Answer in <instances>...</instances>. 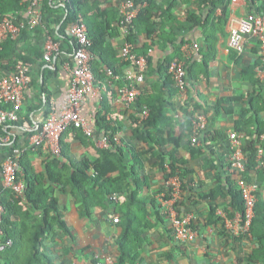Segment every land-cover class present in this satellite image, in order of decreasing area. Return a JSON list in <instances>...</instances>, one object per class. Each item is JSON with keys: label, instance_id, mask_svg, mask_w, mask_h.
Instances as JSON below:
<instances>
[{"label": "crops", "instance_id": "obj_1", "mask_svg": "<svg viewBox=\"0 0 264 264\" xmlns=\"http://www.w3.org/2000/svg\"><path fill=\"white\" fill-rule=\"evenodd\" d=\"M24 8L14 14L17 18H29V2H23ZM45 21L41 25L45 32L50 31L55 38L62 36L61 52L55 54L51 62L44 59L45 55V34H32L20 43V51L24 54L25 61L31 65V82L26 90V98L23 105L21 119L7 125L4 131L6 141H0V194H8L9 201H17L14 206L18 208L19 216H14L10 223L12 228L17 229V233H22V238L15 234L11 237L14 240V249L19 244L21 250L30 249L33 246V233L37 230L38 224L33 222L32 218L42 217L43 212L32 202H28L25 197H19L16 194H10L4 184L3 164L14 147L19 146L26 149L20 159V172L23 175L22 180L27 177L26 170L38 176V187H52L53 183L44 175L45 163L55 158L46 146L33 149L29 148L30 138L46 119L47 115L54 110L57 115L68 107L70 100V91L72 87L71 67L74 64V43L67 36L70 26L63 28L67 19L69 10L66 9L62 0H43L41 4ZM186 7L183 5L180 12L185 13ZM117 0H88V5L84 7V14L96 17L101 12L108 15L105 19L113 21L118 17ZM250 8L247 0H231L229 3V22L227 25L228 36L219 35L216 54L210 62V72L206 76L202 74L201 68H194V78L190 77L189 102L193 107L201 106L202 111L208 118L207 128L201 134L200 148L203 151L192 157L189 151V124L177 97V103L173 106V98L167 91L164 79L157 72L149 75L148 73V92L149 94L161 93L167 106V115L172 120L175 130L178 134H185L181 147L178 148V157L187 162L184 168L190 170L185 177V198L182 206V214H193L196 230L199 236L195 241L188 244H182L174 241L172 227L165 216V221L156 222L154 219L156 209L148 207L152 214L153 227L148 230L153 233L152 239H148L143 253V262L140 264H239L240 261L250 253L255 243L250 236H237L233 231L222 224L209 223V204L203 197L215 186L219 185L217 175L225 177V172L229 168L230 149L224 147L216 140L215 132L225 131L229 134L234 130L235 121L239 118V111L244 106L247 96L254 88L249 82L241 78V70L246 63L254 62L258 56L253 52L254 48L246 50L243 63L237 64L231 56L230 33L233 28L239 26L241 20L249 13ZM219 14L222 9L219 8ZM104 21V20H102ZM182 36L190 43L199 42L202 46V29L182 30ZM159 38L155 35L152 38L143 34L140 36L139 45L150 44L153 40ZM105 39L110 53L115 52L119 59L117 65L121 70L125 66L120 62V52L124 43L123 35L117 31L108 33ZM69 41V43H68ZM168 52V51H167ZM166 51L154 47L150 50L153 59V66L165 57ZM264 56V51L261 52ZM185 54V53H184ZM200 58L199 53L194 59ZM115 63V62H114ZM105 69V67H102ZM6 68L0 67V76L7 73ZM257 74L264 83V65L257 68ZM104 88L96 97H87L82 106V115L91 123L92 135L82 132H71L64 138L65 155L61 156L62 163L71 167L74 172L76 165L86 163L91 169L93 163L99 157L103 148L100 142L106 136L104 128L99 126L101 115L107 114L108 119L117 126V136L122 143L119 146L127 153V162L134 163V156L137 158V169L141 176L149 180V187H145L140 192V197L154 198L157 201V195L164 188V173L159 166L158 153L163 150L167 153L174 152V145L168 144L163 149L146 144L143 140H133V128L131 122V113L135 112V107H125L118 98V95L109 89L105 83H97ZM228 97L242 98L235 102V114L229 115L224 109L216 108L217 104ZM227 107H230L228 105ZM264 120V113L261 115ZM134 143V144H131ZM132 145L134 153L128 149ZM169 156V155H168ZM167 164L170 162L166 158ZM166 164V165H167ZM27 170V171H28ZM118 175L113 176V180L105 185L115 189L117 186ZM262 185V196L264 197V182ZM41 190V189H40ZM37 191L36 195L39 194ZM139 190V188H138ZM112 195V193H111ZM110 195V196H111ZM56 198L58 201L57 211L61 213L63 219L68 223L75 240L64 234L63 230L54 226V229L46 236L42 237L44 244L42 249L48 251V254L57 264H95L98 259L105 260L107 257H113L117 251L115 236L121 232V228L115 224L111 218L115 214V207L108 202V199L93 206L88 210V215L81 210L76 189L70 184L54 187V192L48 195L47 199ZM110 198V197H109ZM230 197L220 198V212L226 213L231 210L229 205ZM185 204V205H184ZM237 212L235 214L238 215ZM7 215V212H6ZM56 215L55 210L51 216ZM234 216V217H235ZM233 217V218H234ZM18 224V225H16ZM12 229V230H13ZM24 233V235H23ZM146 236H148L146 234ZM237 237V238H236ZM148 238V237H147ZM156 244L157 248H152ZM8 251V256L0 259L3 264H27L25 251L20 254ZM159 252V253H158Z\"/></svg>", "mask_w": 264, "mask_h": 264}, {"label": "trees", "instance_id": "obj_2", "mask_svg": "<svg viewBox=\"0 0 264 264\" xmlns=\"http://www.w3.org/2000/svg\"><path fill=\"white\" fill-rule=\"evenodd\" d=\"M69 10L67 19L63 28L70 26L77 20L85 22L89 28L90 37L93 40L91 48L94 59L93 69L96 75L97 83H105L109 89H112L118 96L119 90L124 85L123 81H109L107 78V70L110 69L115 73H122L124 70L119 68L117 63L119 59L116 58L115 52L110 54L107 45H105V37L108 33L114 31L120 32L122 23V16L120 12L121 2L117 0L118 17L113 21L105 18L108 15L99 13L98 16H87L84 14V7L88 5V0H62ZM139 6L140 11L133 24L130 26V32L126 40L134 45V52L139 56H145L148 59L147 84L143 93L139 96L135 107V112L131 113V122L133 128V140H143L146 144L156 146L158 149H163L166 145H174V152L167 153L159 150L158 155L159 166L164 173V179L167 181L171 176H180L182 179L183 191L185 192V177L190 170L184 168L186 161L178 157V148L182 145V140L185 134H178L172 120L167 115V106L165 100L161 97L162 94H149L148 92V73H158L163 77L165 87L173 98V106L177 103L179 96V89L175 84L174 77L170 72L171 64L176 59L184 58L183 46L190 43L182 36V30H194L195 28L202 29V46L200 45V58L192 59L189 64V75L194 78V68L199 66L202 74L208 76L210 70V62L212 57L216 54L217 44L219 42V35L228 36L227 25L229 22V3L231 0H134ZM24 0H0V23L7 16H12L24 8ZM250 11L264 13V0H247ZM183 5L186 7L185 13L180 12ZM219 8L222 13L219 14ZM104 20V21H102ZM42 26L35 29L26 28L23 30L21 38H8L3 47L0 48V67L6 68L8 72H12L19 62L25 61L24 54L20 51V43L22 39L35 34H51L50 31L45 32ZM146 34L152 38L159 35V38L153 40L150 44L139 45L140 36ZM76 46L75 40L71 36H67ZM60 43L64 39L56 38ZM69 43V41H68ZM62 45V44H61ZM254 48L253 52L258 56L254 62H249L244 65L241 70V78L249 82L254 88L247 96L244 106L240 109L239 118L235 121L234 131L244 136V151L248 158L247 170L244 177L248 181H257L260 184L259 201L256 206V216L252 222L249 233L245 236H250L254 241V249L248 253L239 264H264V197L262 196V185L264 182V168H259L258 155L259 149H264V141L261 140V135L264 133V120L262 114L264 113V83L257 74V68L264 65L263 51L259 42L251 39L246 46V50ZM158 47L164 51H168L164 58H162L156 67L153 66V59L150 55V50ZM244 52V53H245ZM244 53H239L231 49V56L237 64L243 63ZM115 62V63H114ZM120 62L124 65L121 56ZM105 67V69H102ZM190 89V86H189ZM242 99V98H241ZM238 97H228L221 100L216 108L224 109L229 115L235 114V102L241 100ZM230 105V107H227ZM3 105L0 102V107ZM148 108L150 115L146 120H141L143 111ZM189 124V151L192 157L200 154L203 149L201 145H193L191 139L192 123L196 111H202L201 106L193 107L190 102L187 107H183ZM48 116V115H47ZM99 126L104 128L106 135L113 144V148L99 150V157L93 163L91 169L86 163L76 165L75 171H71V167L67 164H61V157H55L45 163L44 175L53 183L52 187L40 188L38 187V176L26 170L25 182L27 189L25 191L26 200L32 202L37 208L41 209L43 215L41 218H32L33 222L38 224L37 230L33 233V246L27 250H21L19 244L15 249L9 248L0 250V259L8 256V251L13 249V254L17 255L25 251L27 264H57L54 259L48 254V251L41 247L44 244L42 237L54 229V226L63 230L64 234L70 237L73 241L75 236L68 223L63 219L60 212L57 211L58 201L56 198L47 199L48 195L54 192V187L60 185L70 184L76 189L79 205L83 211V215H88V210L93 206L102 204L108 199L110 204L115 207V214L119 216L117 225L121 228V232L115 236L117 251L113 258L115 264H140L143 262V253L145 245L148 242L146 230L153 227L152 214L148 207L152 206L156 209V222L165 221V216L157 201L154 198L140 197V191L145 187H149V180L145 176H141L137 169V158L134 156V163L127 162V153L123 147L116 145L115 136L117 135V126L108 119L107 114L101 115L99 119ZM71 132H82L81 129L74 125L67 129L62 137V155H65L66 149L64 138ZM204 132V131H203ZM216 140H218L224 147L230 149V137L225 131L215 132ZM134 144V143H131ZM129 151L134 153L132 145H128ZM61 155V156H62ZM169 155V156H168ZM169 157L170 162L167 164L166 158ZM167 164V165H166ZM118 175L117 186L119 200L113 201L109 197L115 189L110 186L106 187L108 182L113 180V176ZM19 178H23L19 171ZM225 177L220 174L217 175L219 185L215 186L210 192L203 197L209 204V223L222 224L226 227L224 218L217 216L219 199L230 197V209L226 210L229 218H233L235 214L243 213L244 198L238 188L236 177L232 176L228 170L225 172ZM139 188V190H138ZM41 189V190H40ZM166 189L162 188L161 192ZM39 194L36 195L37 191ZM8 193L15 194L11 189H7ZM171 192V190H170ZM2 203L5 207L4 227L9 236L15 234L22 238L17 233V229L12 228L11 220L16 216L22 214L14 206L17 201H9L8 194H0ZM185 198V196H184ZM183 198V199H184ZM183 199L178 203L179 212L182 214ZM56 212V215L51 216V212ZM7 212V215H6ZM191 213V212H189ZM185 213V214H189ZM194 227L195 221L193 222ZM18 225V224H16ZM13 229V230H12ZM24 235V233H23ZM237 238V237H236ZM176 238H174V241ZM177 241V240H176ZM15 244V243H14ZM103 262V260H101ZM0 264L3 262L0 260ZM103 264H105L103 262Z\"/></svg>", "mask_w": 264, "mask_h": 264}, {"label": "built area", "instance_id": "obj_3", "mask_svg": "<svg viewBox=\"0 0 264 264\" xmlns=\"http://www.w3.org/2000/svg\"><path fill=\"white\" fill-rule=\"evenodd\" d=\"M29 2L30 17L23 19L17 16H7L0 23V48L5 41L12 38H21L23 30L26 28L35 29L43 25L45 16L41 8L43 0H24ZM140 6L134 0H123L120 6L122 23L120 33L124 37V43L121 48L120 56L124 63V71L115 73L107 70L109 81H123L124 85L119 90V100L128 108L134 106L143 93L147 84L148 59L145 56H139L134 52V45L126 40L130 32V26L138 16ZM70 36L75 40L74 64L71 67L72 87L70 91V100L68 107L57 115L52 110L43 123L38 126L30 138L29 148H39L46 146L54 157L62 155V137L64 132L71 126L83 130L87 135H92L91 123L82 115V106L87 97H96L100 89L96 82V75L93 69L94 55L91 50L93 40L89 34L87 24L77 20L70 25ZM251 39L260 43L264 51V13L249 11L241 20L238 27L233 28L230 33V49L244 53L247 44ZM184 58L176 59L171 64L175 84L179 89V103L182 107H187L189 103V64L190 61L200 51V43H188L183 46ZM61 52V44L52 34L47 35L45 43L44 59L51 62L55 54ZM31 65L27 61L19 62L12 72H7L0 76V141H6L4 131L7 125L16 123L21 119V113L26 98V90L31 82ZM150 115V110L146 108L141 115V120H146ZM208 118L204 112L196 111L193 123L191 139L193 145H200L201 134L207 128ZM230 137L229 154V173L236 177L238 188L244 198V211L234 218H229L224 212L220 215L224 218L226 227L231 229L237 236L249 233L252 222L256 216V206L259 201L260 184L257 181H248L244 177L247 170L248 158L244 151V136L232 130ZM116 145L122 143L119 136L114 138ZM264 141V133L261 135ZM103 149L113 148V144L106 135L100 142ZM25 148L16 146L11 154L5 160L2 168L4 184L7 189H11L17 196L25 197L27 189L26 182L19 178L20 159ZM259 168H264V149H259L258 155ZM166 189L157 195V203L162 213L169 221L174 236L179 243H192L199 236V232L194 227V215H183L179 212L178 203L182 194V179L180 176H171L165 181ZM171 190V192H170ZM110 199L119 200L118 192H114ZM5 207L0 197V250L12 248L14 240L9 237L4 227ZM113 222H119L118 215L111 216ZM105 264H115L113 257H107L103 261ZM98 259L95 264H103Z\"/></svg>", "mask_w": 264, "mask_h": 264}, {"label": "rangeland", "instance_id": "obj_4", "mask_svg": "<svg viewBox=\"0 0 264 264\" xmlns=\"http://www.w3.org/2000/svg\"><path fill=\"white\" fill-rule=\"evenodd\" d=\"M184 196H185V193H184V191H183V186H182V194H181V199H183L184 198ZM183 201H184V199H183ZM185 205V204H184ZM192 213V212H191ZM153 233L154 232H152V231H150V230H146V234L148 235L147 237H148V239H152L153 240ZM154 241V240H153ZM155 242V241H154ZM157 245L156 244H153V246H152V248L155 250L157 247H156ZM159 253V252H158Z\"/></svg>", "mask_w": 264, "mask_h": 264}]
</instances>
